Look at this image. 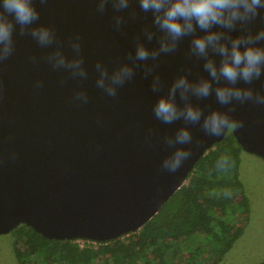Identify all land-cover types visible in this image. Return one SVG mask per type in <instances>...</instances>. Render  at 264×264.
<instances>
[{"label":"water","instance_id":"95a60500","mask_svg":"<svg viewBox=\"0 0 264 264\" xmlns=\"http://www.w3.org/2000/svg\"><path fill=\"white\" fill-rule=\"evenodd\" d=\"M33 3L40 13L36 23L55 30L69 59L75 55L69 40L79 35L88 76L72 78L63 69H53L45 57L55 45L40 47L30 36L19 35L17 25L15 51L0 64V234L23 224L48 239L104 242L139 230L226 133L208 137L199 125H187L200 141L193 156L175 174L160 171L171 151L161 138L185 125L183 120L161 123L153 115V105L178 75L190 80L207 77L203 62L187 58L190 38H185L175 52L159 58L156 72L164 83L159 93L151 90V76H144L142 65L153 63L149 59L139 62L141 67L118 88L115 98L108 97L96 86L95 64L99 61L111 72L131 63L128 55L135 54L137 36L149 49L158 47L155 39L148 42L142 35L151 14L140 12L141 18L132 19L125 11L126 23L116 30L111 6L98 13L94 0ZM132 6L139 12L137 4ZM37 81L42 83L39 88ZM253 86L261 88L262 81ZM77 90L87 92V104L72 102ZM177 103L183 105L179 96ZM192 103L205 114L214 108L225 110L214 95L193 97ZM233 115L244 124L230 129L236 143L264 159V108L237 105ZM149 129L150 143L145 140Z\"/></svg>","mask_w":264,"mask_h":264},{"label":"clouds","instance_id":"9594fccd","mask_svg":"<svg viewBox=\"0 0 264 264\" xmlns=\"http://www.w3.org/2000/svg\"><path fill=\"white\" fill-rule=\"evenodd\" d=\"M39 2L45 4L47 0ZM94 3L96 11L101 14L111 6L116 30H122L126 23L122 14L125 11L132 19L141 18L140 12L150 13L151 23L143 25L142 35L148 42L155 39L158 43V47L149 49L137 36L135 54L128 55L131 63L120 64L111 72L97 61L96 86L104 95L115 98L118 88L133 79L135 69L141 67L139 62L149 59L153 63L142 65L144 76H151V90L159 93L164 87L160 74L156 72L159 58L161 54L175 52L185 38H190L187 58L202 61L203 70L208 74L195 80H190L186 74L178 75L168 87L167 94L160 95L153 105V115L161 123L171 125L183 120L185 125L174 135L161 138L162 144L171 150L160 163L161 172L175 174L193 156L192 149L200 141L194 140L187 125H199L205 136L218 137L229 129L244 126L243 121L233 115L237 105L264 108V0H94ZM133 3L138 5L139 12ZM39 19L40 13L33 0H0V64L15 51L14 32L18 25L19 35L30 36L40 47L55 45L45 57L53 69H63L72 78L86 79L88 72L80 55L79 35L69 40L75 53L69 59L55 30L37 24ZM234 32L239 34L233 35ZM31 59L36 62V57ZM256 81H262L261 88L253 86ZM41 86L42 83L37 81L36 87ZM213 95L225 110L214 108L205 114L199 105L192 103L193 97L203 100ZM177 96L183 101L182 106L177 103ZM88 101L86 91L74 92V104H87ZM151 133L149 129L145 137L148 143L151 142ZM230 166L228 155H222L216 161L218 170L227 171ZM224 195L230 196L231 193L225 191Z\"/></svg>","mask_w":264,"mask_h":264},{"label":"trees","instance_id":"16d2710c","mask_svg":"<svg viewBox=\"0 0 264 264\" xmlns=\"http://www.w3.org/2000/svg\"><path fill=\"white\" fill-rule=\"evenodd\" d=\"M241 152L227 130L139 230L94 242L48 239L21 224L10 231L13 255L18 264H173L179 252L186 264H219L249 218L248 199L239 180ZM222 155L231 160L227 171L216 168ZM225 191L231 195L225 196ZM79 240L87 243L81 245Z\"/></svg>","mask_w":264,"mask_h":264},{"label":"rangeland","instance_id":"374dc122","mask_svg":"<svg viewBox=\"0 0 264 264\" xmlns=\"http://www.w3.org/2000/svg\"><path fill=\"white\" fill-rule=\"evenodd\" d=\"M260 160L244 151L240 154L239 180L248 199L249 218L242 235L219 264L264 262V164L259 163ZM78 243L87 242L79 240ZM174 263L186 264L179 252L173 258ZM0 264H18L12 252L10 232L0 234Z\"/></svg>","mask_w":264,"mask_h":264},{"label":"crops","instance_id":"0c3cea01","mask_svg":"<svg viewBox=\"0 0 264 264\" xmlns=\"http://www.w3.org/2000/svg\"><path fill=\"white\" fill-rule=\"evenodd\" d=\"M261 159V158H260ZM241 162V161H240ZM259 163L264 164V159L260 160Z\"/></svg>","mask_w":264,"mask_h":264}]
</instances>
